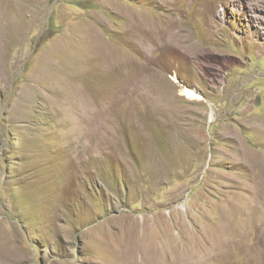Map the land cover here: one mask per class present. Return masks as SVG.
Wrapping results in <instances>:
<instances>
[{
    "label": "rangeland",
    "instance_id": "374dc122",
    "mask_svg": "<svg viewBox=\"0 0 264 264\" xmlns=\"http://www.w3.org/2000/svg\"><path fill=\"white\" fill-rule=\"evenodd\" d=\"M168 263L264 264V0H0V264Z\"/></svg>",
    "mask_w": 264,
    "mask_h": 264
},
{
    "label": "bare ground",
    "instance_id": "6f19581e",
    "mask_svg": "<svg viewBox=\"0 0 264 264\" xmlns=\"http://www.w3.org/2000/svg\"><path fill=\"white\" fill-rule=\"evenodd\" d=\"M95 51H97V53L95 54V58L97 59V58H99L100 56H102L101 55V53L99 52V50L98 49H95ZM104 55V54H103ZM105 56V55H104ZM103 56V57H104ZM106 57V56H105ZM107 58V57H106ZM105 58V59H106ZM111 65V64H110ZM117 65V64H116ZM115 67H117V66H115ZM115 67H110V69H109V73H112L113 72V69L115 70L116 68ZM111 68H113V69H111ZM112 71V72H111ZM187 94L189 95V96H194L195 94H194V92L193 91H191V90H187ZM182 247V246H181ZM180 247V248H181ZM201 248V247H200ZM179 250V249H178ZM182 250H183V248H182ZM180 251V250H179ZM183 252H184V250H183ZM165 256V255H164ZM167 256V255H166ZM193 256V255H192ZM174 260V259H173ZM169 262V261H168ZM169 264V263H168Z\"/></svg>",
    "mask_w": 264,
    "mask_h": 264
}]
</instances>
